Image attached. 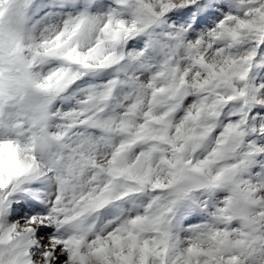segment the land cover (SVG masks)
Masks as SVG:
<instances>
[{"label": "snow or ice", "instance_id": "1", "mask_svg": "<svg viewBox=\"0 0 264 264\" xmlns=\"http://www.w3.org/2000/svg\"><path fill=\"white\" fill-rule=\"evenodd\" d=\"M0 264H264V0H0Z\"/></svg>", "mask_w": 264, "mask_h": 264}]
</instances>
